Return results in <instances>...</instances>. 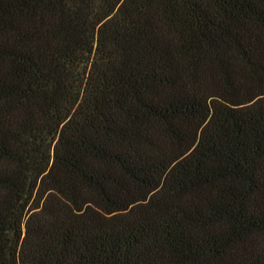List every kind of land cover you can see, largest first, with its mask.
Returning <instances> with one entry per match:
<instances>
[{
    "label": "trees",
    "instance_id": "1",
    "mask_svg": "<svg viewBox=\"0 0 264 264\" xmlns=\"http://www.w3.org/2000/svg\"><path fill=\"white\" fill-rule=\"evenodd\" d=\"M0 264H264V0H0Z\"/></svg>",
    "mask_w": 264,
    "mask_h": 264
}]
</instances>
